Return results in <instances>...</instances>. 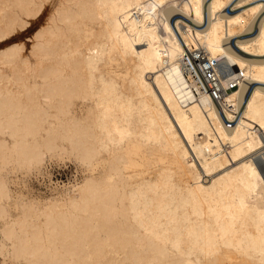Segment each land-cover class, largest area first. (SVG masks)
Masks as SVG:
<instances>
[{
    "label": "bare ground",
    "instance_id": "1",
    "mask_svg": "<svg viewBox=\"0 0 264 264\" xmlns=\"http://www.w3.org/2000/svg\"><path fill=\"white\" fill-rule=\"evenodd\" d=\"M1 1L38 28L0 49V168L86 174L14 215L0 175V264H264V0Z\"/></svg>",
    "mask_w": 264,
    "mask_h": 264
},
{
    "label": "rangeland",
    "instance_id": "2",
    "mask_svg": "<svg viewBox=\"0 0 264 264\" xmlns=\"http://www.w3.org/2000/svg\"><path fill=\"white\" fill-rule=\"evenodd\" d=\"M1 3L6 4V1L5 0L4 2L1 1ZM229 9H231V7L227 6L226 11L230 12ZM40 16L43 18L44 13ZM27 19L29 21L27 25H25L21 29L17 28L16 31L7 38L4 39L0 38V49L12 43L19 44L20 42H22L21 44H19L22 46L21 51H24V53H28L30 49V45L32 44L31 37L35 32V30L38 28V23L34 20L33 17H29ZM224 68L229 69L228 66H225ZM4 82H6V80L1 79L0 85L1 83L3 84ZM6 138L10 141V138L8 136H6ZM48 162H50L53 166L54 170L52 174L51 171L48 170L46 167ZM11 167L0 168V175H3L4 177L6 176L5 177L6 179L8 178L7 182H9L8 185L10 188V193L13 196L15 195L19 198V201L14 202L15 198L13 197L12 200L7 204L9 213L13 215L19 211L18 203H20V201L22 200L25 202L30 200L37 201L40 210L46 199L50 197L63 196L67 193L71 194L73 191V186L78 181H80L82 177L86 174V170L84 166L74 156L67 154L47 155L44 157V160L39 165V167L35 169L34 168L31 169L32 171L27 169L25 171V169L23 168L12 170ZM1 169L2 170L5 169V170L2 171ZM37 177L38 178L42 177V180L45 182V184H43L41 182L42 180L38 179ZM52 179L58 181V183H55ZM30 216L35 217L34 213L30 214ZM2 260H3V256L0 255V262ZM27 263L28 262L24 259L11 260L8 256L5 257V261H4V264H27Z\"/></svg>",
    "mask_w": 264,
    "mask_h": 264
},
{
    "label": "built area",
    "instance_id": "3",
    "mask_svg": "<svg viewBox=\"0 0 264 264\" xmlns=\"http://www.w3.org/2000/svg\"><path fill=\"white\" fill-rule=\"evenodd\" d=\"M230 69L223 71V74H227L228 73V79L232 80L230 85H235V79L236 77H232L229 78V74H230ZM202 77L204 79L203 83L204 86L206 88H208L209 92L212 94L213 98L219 103V99H223V95H225V91L222 90L219 86L218 83H220V80L218 79V77H215L213 75H210L209 71H206V75L204 73H202ZM202 88H203V84H201ZM230 122V121H229ZM230 124V123H229ZM47 169L51 171V174L53 172V166L50 162L47 163L46 165ZM52 176V175H51ZM38 178V177H37ZM38 179L42 180V177H39ZM53 180V179H52ZM55 183H58V181L53 180ZM43 184H45V182L42 180L41 181Z\"/></svg>",
    "mask_w": 264,
    "mask_h": 264
}]
</instances>
